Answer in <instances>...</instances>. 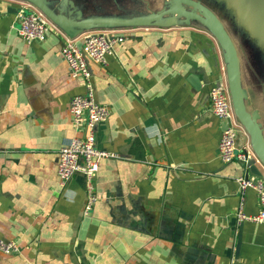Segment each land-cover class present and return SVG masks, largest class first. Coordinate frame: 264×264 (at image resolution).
Wrapping results in <instances>:
<instances>
[{
	"label": "crops",
	"instance_id": "1",
	"mask_svg": "<svg viewBox=\"0 0 264 264\" xmlns=\"http://www.w3.org/2000/svg\"><path fill=\"white\" fill-rule=\"evenodd\" d=\"M19 2L0 0V239L18 247L0 264H264V224L237 222L238 212L258 213L257 195L236 183L264 171L218 157L225 125L209 92L225 57L213 33L178 16L173 26L73 29L130 30L105 66L87 61L95 102L110 111L96 148L113 156L99 162L85 217L84 177L62 188L57 175L59 149L81 136L69 103L84 85L71 78L60 37L18 35ZM46 7L67 21L113 19ZM244 106L264 131V96L248 93Z\"/></svg>",
	"mask_w": 264,
	"mask_h": 264
},
{
	"label": "built area",
	"instance_id": "2",
	"mask_svg": "<svg viewBox=\"0 0 264 264\" xmlns=\"http://www.w3.org/2000/svg\"><path fill=\"white\" fill-rule=\"evenodd\" d=\"M19 5L20 9L15 17L18 35L27 43L42 41L50 33L60 37L63 43L60 54L69 68L70 76L73 79H81L84 85V94L74 96L69 103L72 126L81 136L71 139L59 149L57 175L59 186L62 188L75 174L84 177L86 202L83 215L86 217L97 201L94 179L99 162L103 158L113 156L96 148L95 127L107 121L110 111L106 106L95 102L87 61L105 66L107 57L113 54L114 44L123 41V34L130 30L85 32L73 37L33 5L25 2ZM209 98L212 114L225 122L217 145L220 161L241 163L246 169H249L251 164L264 171L261 161L252 149L248 134L234 112L224 62L220 79L210 89ZM239 136H244L245 141L237 147L235 143ZM236 183L241 194L246 189L253 190L259 206L258 213L254 216L238 212L237 222L264 224V180L249 179L246 174L237 178ZM17 252L15 242L0 239V253L11 255Z\"/></svg>",
	"mask_w": 264,
	"mask_h": 264
},
{
	"label": "rangeland",
	"instance_id": "3",
	"mask_svg": "<svg viewBox=\"0 0 264 264\" xmlns=\"http://www.w3.org/2000/svg\"><path fill=\"white\" fill-rule=\"evenodd\" d=\"M37 7L35 0H16ZM45 6H52L60 13L71 12V16L108 15L113 19L133 20L139 16L156 14L175 7L178 14L197 13L190 7L172 0H38ZM210 9L224 25L237 52V73L243 96L249 94L264 96V9L254 5L246 6L240 0H194ZM64 14V13H63ZM61 14V15H63ZM56 15V14H55ZM64 16V15H63ZM264 121V120H263ZM256 123V121H255ZM259 126L264 138V131Z\"/></svg>",
	"mask_w": 264,
	"mask_h": 264
},
{
	"label": "water",
	"instance_id": "4",
	"mask_svg": "<svg viewBox=\"0 0 264 264\" xmlns=\"http://www.w3.org/2000/svg\"><path fill=\"white\" fill-rule=\"evenodd\" d=\"M177 4L184 5L192 8L197 13H183L178 14L175 7H170L169 9L163 10L156 14H149L142 17L136 21L126 22L117 19H88L81 20V18H76L74 21H67V18L63 15H55L50 9H48L40 1L35 0V4L38 5V9L41 10L47 17L52 21L66 30L71 36H75V30L84 27H110V26H139L147 27L149 25H155L160 23L163 19H170V26L175 24L177 16L181 19H186V23H201L207 27L215 37L217 43L221 47L226 63V75L229 85L230 96L232 100V105L234 112L244 127L246 133L249 136L250 143L253 151L261 161L264 167V138L261 135L259 126L255 123L253 118L247 113L244 103L243 96L241 93L238 73H237V52L235 46L227 33L224 25L217 18V16L207 7L202 5L200 2L194 0H172ZM76 13V12H75ZM77 17L79 15L76 13ZM75 29V30H73ZM225 123V122H224ZM225 125V124H224ZM253 165H249L251 168Z\"/></svg>",
	"mask_w": 264,
	"mask_h": 264
},
{
	"label": "bare ground",
	"instance_id": "5",
	"mask_svg": "<svg viewBox=\"0 0 264 264\" xmlns=\"http://www.w3.org/2000/svg\"><path fill=\"white\" fill-rule=\"evenodd\" d=\"M242 4L246 5L247 6V3H248V6L250 5H254L255 7H258V8H261V9H264V0H240Z\"/></svg>",
	"mask_w": 264,
	"mask_h": 264
}]
</instances>
